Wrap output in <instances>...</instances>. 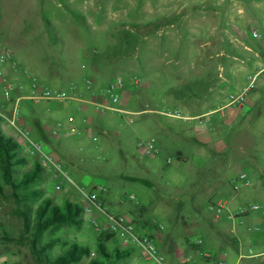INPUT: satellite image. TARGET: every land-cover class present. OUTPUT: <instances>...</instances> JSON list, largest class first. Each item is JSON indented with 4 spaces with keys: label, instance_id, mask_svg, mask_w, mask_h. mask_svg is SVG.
<instances>
[{
    "label": "rangeland",
    "instance_id": "obj_1",
    "mask_svg": "<svg viewBox=\"0 0 264 264\" xmlns=\"http://www.w3.org/2000/svg\"><path fill=\"white\" fill-rule=\"evenodd\" d=\"M219 2L0 0V52L10 50L19 68L26 69L31 79L51 88L65 87L73 82L85 89L87 79L95 82V88H101L121 79L124 96L127 99L131 95L128 105L125 103L126 109L141 112L154 109L151 101L155 89L176 82L175 77L180 75L179 66L193 73L201 65L213 75L219 66L216 56L222 51L231 54L233 47L221 45L216 38L220 35V25L231 22V14L222 13ZM252 32L253 40L264 42L262 35L261 39H255ZM159 49L177 60L183 58L184 63L171 69L165 66L162 71L165 76L157 80L155 74L159 72L154 67L153 56ZM20 78L25 85L30 84L29 78ZM260 79L258 83L262 81ZM211 81L209 77L207 84L210 85ZM257 90L255 88L253 92ZM259 94L258 105L250 111L246 121L234 125L235 130H243L244 151L228 142V147L220 155L214 152L212 144L207 145L203 140L202 135L211 132L209 127L206 124L197 126L196 121L143 112L130 125L123 115L108 112L101 115V120L84 126L82 117L86 115L75 108H71L69 117L65 113L60 117L42 103L31 106L27 101H21L25 109L12 126L9 122L11 106L4 103V108L0 109L1 133L17 141L21 133L28 130L25 146L19 144L20 155L27 161L20 167V173L30 170L35 163L44 169L39 180L17 193L39 189L45 196L16 204L0 172L3 189L0 194V264H41L42 259L32 248L29 233L25 232L16 209L26 206L35 209L44 198L59 206L66 201L79 206L82 221L78 227L61 226L44 231L37 247L56 238L66 245L56 243L48 252L50 260L63 255L70 245L77 244L87 248L89 255L72 264L103 261L96 248L101 233L84 218V209L90 205L87 196L98 185L106 190L97 202L100 208L109 214L132 217L143 224L152 223L155 227L151 229L153 235L156 232L171 234L176 247H183V236L187 234L191 239L200 238L217 257L224 259L225 264H264V241L259 244L250 241L255 226L262 222L251 219L243 225H235L216 219V214L203 206L209 187L220 179L221 173L226 176L224 186L228 197L240 193L264 201V91L260 90ZM217 107L213 104L211 110ZM176 110L190 116L203 113L199 109ZM219 115L220 112H214L210 118ZM106 121H112L111 126ZM56 122H62L65 127L74 125L79 130L67 138H52L49 130ZM225 124L217 121V133L227 139L231 127ZM244 124L248 125H245L246 129L242 128ZM182 129L191 139L185 144L180 140ZM162 130L169 131V134L166 147L160 150L154 138ZM35 142L42 143L55 157L62 172L57 178L53 177L54 167L43 165L42 154L33 150ZM138 142H151L156 151L144 155L137 147ZM178 150L187 154L188 160L184 161ZM203 151L206 154H202ZM253 153L259 155L260 174L248 173L252 185L234 191L228 185V172H235L239 167L243 170L254 167L248 159ZM168 158L170 161L167 162ZM256 177L262 181L259 186ZM107 202L111 204L110 208ZM91 215L103 219L102 212L94 208ZM183 224L189 226L185 228ZM107 247L111 255L115 248L122 252L128 250L112 242ZM249 248L250 253L247 252ZM109 264L150 263L140 259L137 252L130 251L128 258Z\"/></svg>",
    "mask_w": 264,
    "mask_h": 264
},
{
    "label": "crops",
    "instance_id": "obj_2",
    "mask_svg": "<svg viewBox=\"0 0 264 264\" xmlns=\"http://www.w3.org/2000/svg\"><path fill=\"white\" fill-rule=\"evenodd\" d=\"M219 4H222V13L231 14V22L229 23L228 21H226V26L220 25V35L216 38L220 40L221 45H231L233 47L231 54H227L226 52L222 51L216 56L217 61H219V66L216 74L213 72V75H210L211 73L204 66L202 67L201 65L199 66V69H196L193 73H191L187 69L185 70L182 65L179 66L180 75L175 77L176 82H169L164 88L157 87V89H155L153 93L151 101V105H154L152 106L154 109L150 108L147 110H142L141 114L143 112H154L159 114V110L169 109L170 107H174V110H203V113L194 115V117L208 114V121L206 125L209 127L208 131L211 132L202 135V137L203 140L207 142V145L212 144L213 148H215L214 152L220 155L221 152H223V150L228 147V142H230V144L233 143L238 150L244 151V142L246 141L243 139L242 136L243 130H235L234 125L246 121L250 111L256 105H258L257 100L261 98V95L259 94L260 90L264 91V78H262L259 80L262 81L260 83L257 82L256 84L255 88H258V90L253 92L255 90L254 88L248 94L246 101L242 106L234 107L228 105L226 94L231 90L238 91L244 86H246L248 77L251 76L257 70L264 68V42L255 41L251 38V31H256L260 33L262 37H264V0H220ZM229 28L230 31L228 30ZM225 32L227 33V35L225 34ZM206 45L207 42L204 43V46ZM153 62H155V69L159 72L155 74V78L158 80L165 76L162 72L165 71V66L168 67V69H171L173 66H177L178 64L184 63V59L182 58L180 60H177L175 57H172L170 53L166 54L165 52H162L161 49H159L157 53H155L153 56ZM181 74L183 75L181 76ZM6 77H9V75H7ZM209 77L212 78L210 85L207 84V79ZM169 78H172V76H169ZM179 78H181L180 82ZM78 93L81 96L88 98L86 89L78 87ZM22 94V92L16 91L14 92V97L20 96ZM130 96L127 99L125 96L123 97V99L126 100L123 101L127 103V105L130 102ZM21 101L18 103L20 114L21 111L25 109V107L20 104ZM95 101L100 102V98L96 97ZM74 104L63 105L57 103L44 105L48 108L47 110H54L56 113H58L60 117L61 113H65V115L69 117L72 111L71 108H75V110L80 111L86 115L82 118H88L90 124L91 122L97 121V119L101 120V118H103L101 115L97 114L94 111V108L91 105H87L84 107V109L78 110L77 104ZM213 104H217L218 107L214 110H211ZM214 112H220V115L215 119H211L210 115ZM218 120L224 121L226 123L225 125H229L231 127V135H229L227 139L223 135H218L217 133ZM106 123L108 126H111L112 121H106ZM245 125L247 124H244L242 128L246 129L248 125ZM232 128L234 130H232ZM168 132L169 131L162 130L161 134L157 135V138H154L155 143L157 147L160 148V150L166 147V142L168 140L167 137L169 134ZM181 132L182 133L180 134H182L181 136H183L180 139L181 143L185 144V141H187L186 143H188L191 139H189L185 135L184 129H182ZM18 141L19 140H17V142ZM187 145L188 144H186V146ZM178 153L181 154L180 157L184 159V161L188 160L187 154H185L181 150H178ZM202 154H206V152L203 151ZM258 157L259 155L255 153L251 154L250 157H248L254 167L248 166V169L245 170H243L242 167H239L237 170H235V172H228V174L230 175L228 176L230 177V181L241 171H245L247 173L253 172L254 175L260 174V165L259 161L257 160ZM168 161H170V158H168L167 162ZM223 174L224 173L219 174V176L221 175L219 177L220 179H216L214 184L209 187L207 200L203 202L204 208L208 210L209 204L219 203L224 204L227 210L236 213L237 209L240 207H247L250 204L258 205L259 208L257 210L250 211L245 216L236 217L235 221L228 220L225 214L218 216L216 215L215 218L218 220L222 219L223 221H230L235 225H243L251 219H253L254 221L262 222L255 226L253 233L254 235H251L250 237V241L252 243H261L262 241H264V201L259 202L254 199L255 196L253 195L250 196L240 193H236L228 197L224 186L226 176L225 174ZM256 179L258 180L259 178L256 177ZM261 182L262 181L259 179V181L257 182L258 186L261 185ZM228 185L229 187H231L229 182ZM108 204L109 202L106 203V205ZM107 207L110 208L111 204ZM190 222L196 225L194 221L190 220ZM183 225L185 226V224ZM187 226L189 225H186L185 228ZM154 237L158 246L165 254L168 264H180L179 259L182 254H188L194 259L197 258V247L192 245L193 240L195 238L191 239V236L187 234L183 236V247L175 246L172 240L173 236L171 234L167 235L164 233L156 232V234H154ZM185 239L188 240L186 241ZM199 248L214 255L218 260L224 261L223 258L217 257L214 251L209 246H207L202 240L200 242ZM248 250H250V248ZM194 264L200 263L195 262Z\"/></svg>",
    "mask_w": 264,
    "mask_h": 264
},
{
    "label": "built area",
    "instance_id": "obj_3",
    "mask_svg": "<svg viewBox=\"0 0 264 264\" xmlns=\"http://www.w3.org/2000/svg\"><path fill=\"white\" fill-rule=\"evenodd\" d=\"M252 37L261 39V34L254 31ZM9 75V77H6ZM20 77L29 78L30 84L20 81ZM264 78V68H261L248 77L247 84L238 91L229 92L227 94L228 105L234 107L242 106L248 94L256 87L258 79ZM87 97H83L78 93V87L73 82H70L65 87L51 88L35 79L29 77V73L24 68H19L14 60L12 52L4 49L0 52V109L4 108V103L11 106V118L9 122L15 126L20 119V110L18 103L23 100L27 101L31 106L39 104H65L75 102L77 109L82 110L85 106L91 105L94 111L99 115L106 113H116L124 116L127 124H134L141 112H131L126 109V104L123 101L124 97V84L121 79L111 81L106 87L95 88V82L87 79L85 82ZM22 92L23 94L14 97V92ZM99 97L100 102H96L95 98ZM16 100H15V99ZM15 100V102H14ZM159 114L169 118L182 121H196L198 126H204L208 121V114L202 116H190L179 110L161 109ZM82 124L88 126L90 121L88 118H82ZM76 126L65 127L62 122H56L55 125L49 130L52 138H67L78 132ZM18 143L25 146L28 141V130H24L18 139ZM33 150L42 154V164H51L54 167L53 177L57 178L61 172L55 157L47 152L40 142L32 144ZM137 147L142 150L144 155H151L156 151L153 143L138 142ZM230 186L234 191H238L243 187L251 186L248 173L241 171L234 176L230 181ZM105 188L102 185L94 186L87 200L90 205L84 209V218L99 232L109 233L114 235L117 243L124 248L137 252L140 259L150 264H168L165 254L158 246L156 239L151 231L154 225L147 221L143 224L132 217H127L122 214H109L100 208L97 204L99 198L105 193ZM96 209L103 214V219H98L97 216L91 215L92 209ZM259 207L256 204H250L247 207H240L236 213L227 210L224 204L212 203L208 205V210L214 212L217 216L225 214L226 218L230 221H235L236 217L247 215L250 211H255ZM225 212V213H224ZM161 229V228H159ZM200 238H195L193 244L197 247V258L194 259L188 254L180 256V264H225L224 261L218 260L214 255L203 251L199 248ZM250 252V250H248Z\"/></svg>",
    "mask_w": 264,
    "mask_h": 264
},
{
    "label": "trees",
    "instance_id": "obj_4",
    "mask_svg": "<svg viewBox=\"0 0 264 264\" xmlns=\"http://www.w3.org/2000/svg\"><path fill=\"white\" fill-rule=\"evenodd\" d=\"M26 163V158L20 155L19 143L11 137H5L0 131L1 177L5 185L11 189V195L18 205L22 201L35 200L38 197L45 196L44 191L39 189L27 190L22 194L17 193L20 189L26 188L39 180L44 171L38 163H35L30 170L20 173V167L25 166ZM2 192L3 189L0 184V194ZM16 212L22 219L25 232L29 233L32 248L39 255V258L42 259L41 264H72L89 255L87 248L72 244L63 255L50 260L48 252L56 243L66 245L65 242H61L60 239L56 238L50 239L37 247L42 233L46 230L61 226L78 227L82 221V208L79 206L69 201L59 206L53 204L51 199L44 198L35 209L26 206L23 209H16ZM110 242L117 243L114 235L109 233L99 234L96 248L103 261H92L90 264H109L112 261H118L130 256V251H132L130 249L122 252L115 248L112 255L109 254L107 245Z\"/></svg>",
    "mask_w": 264,
    "mask_h": 264
}]
</instances>
